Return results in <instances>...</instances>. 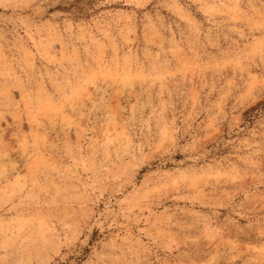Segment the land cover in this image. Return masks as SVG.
Masks as SVG:
<instances>
[{
  "label": "rangeland",
  "instance_id": "374dc122",
  "mask_svg": "<svg viewBox=\"0 0 264 264\" xmlns=\"http://www.w3.org/2000/svg\"><path fill=\"white\" fill-rule=\"evenodd\" d=\"M0 264H264V0H0Z\"/></svg>",
  "mask_w": 264,
  "mask_h": 264
}]
</instances>
